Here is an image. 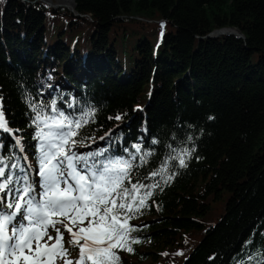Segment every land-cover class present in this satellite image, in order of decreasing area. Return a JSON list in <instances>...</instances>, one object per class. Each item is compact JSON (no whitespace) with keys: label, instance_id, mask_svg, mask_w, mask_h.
I'll return each instance as SVG.
<instances>
[{"label":"trees","instance_id":"16d2710c","mask_svg":"<svg viewBox=\"0 0 264 264\" xmlns=\"http://www.w3.org/2000/svg\"><path fill=\"white\" fill-rule=\"evenodd\" d=\"M76 6L81 17L0 0V100L22 147L0 130V157L37 171L33 104L50 116L53 101L70 118L94 111L72 150L130 161L124 186L152 192L132 214L139 243L117 249L121 264H250L253 236L262 259L264 0ZM228 29L245 39L208 38Z\"/></svg>","mask_w":264,"mask_h":264},{"label":"snow or ice","instance_id":"6c2138e0","mask_svg":"<svg viewBox=\"0 0 264 264\" xmlns=\"http://www.w3.org/2000/svg\"><path fill=\"white\" fill-rule=\"evenodd\" d=\"M32 107L38 129L39 191L19 162L8 165L0 157V264H56L57 260L121 264L117 249L132 252L131 245L139 243L130 235L135 230L129 223L132 214L145 206L152 192L139 196L144 185L124 186L130 161L105 156L103 151L77 155L72 150L78 129L94 117V111L70 118L55 107V101L51 110L56 115H44L42 108ZM0 130L11 132L2 100ZM179 163L186 166L183 158ZM6 168H19L20 174L6 175ZM65 233L70 236L69 247H65ZM71 247L79 249L75 258L70 257ZM260 256L258 264H264V253Z\"/></svg>","mask_w":264,"mask_h":264},{"label":"rangeland","instance_id":"374dc122","mask_svg":"<svg viewBox=\"0 0 264 264\" xmlns=\"http://www.w3.org/2000/svg\"><path fill=\"white\" fill-rule=\"evenodd\" d=\"M53 1L56 2L55 0H53ZM62 23H64V22H62ZM34 182L36 184V181H34ZM36 189H37V186H36ZM37 191H39V190H37ZM221 205L222 204L218 205V207L215 210V213H214L215 220L219 217L220 211H222ZM57 227H61V230L63 231V227L61 225H57ZM49 233L54 235V231L52 229H49ZM69 239H70L69 234L65 233V235H64L65 247H69L68 243H67ZM256 241L257 240H256L255 236L250 237L248 240H246V247L244 248V252H249V257L248 258H249V263L250 264H258V261L261 259V258L258 257V254H259L260 249H262L263 247L261 246L262 244H259V246L257 247ZM69 251H70V257L71 258H75V257L78 256V253H79V249L78 248L71 247L69 249ZM56 264H63V261L62 260H57ZM144 264H155V263L152 262L151 260H149V261L145 262ZM234 264H240V263L239 262H235Z\"/></svg>","mask_w":264,"mask_h":264},{"label":"water","instance_id":"95a60500","mask_svg":"<svg viewBox=\"0 0 264 264\" xmlns=\"http://www.w3.org/2000/svg\"><path fill=\"white\" fill-rule=\"evenodd\" d=\"M56 2H54L53 0H35V4H43L46 5L48 7H50L53 11H58L61 9H65L67 11H69L70 13H72L74 16L76 17H81L79 16V14L76 12V0H72L71 5H68L67 0H63L65 3H63L62 1L59 0H55ZM224 36H234L237 37L239 39L244 40V36L237 30L234 29H228V30H222V31H217L214 34L210 35L208 38L209 39H218L220 37H224Z\"/></svg>","mask_w":264,"mask_h":264},{"label":"bare ground","instance_id":"6f19581e","mask_svg":"<svg viewBox=\"0 0 264 264\" xmlns=\"http://www.w3.org/2000/svg\"><path fill=\"white\" fill-rule=\"evenodd\" d=\"M59 1H62L63 3H65L63 0H59ZM67 3H68V5H71L72 0H67Z\"/></svg>","mask_w":264,"mask_h":264}]
</instances>
